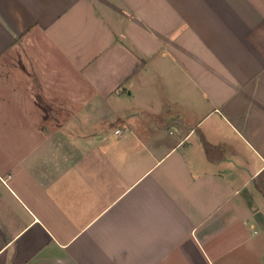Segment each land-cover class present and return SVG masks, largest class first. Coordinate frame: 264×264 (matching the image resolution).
I'll return each mask as SVG.
<instances>
[{
	"label": "crops",
	"instance_id": "obj_1",
	"mask_svg": "<svg viewBox=\"0 0 264 264\" xmlns=\"http://www.w3.org/2000/svg\"><path fill=\"white\" fill-rule=\"evenodd\" d=\"M19 121L0 264H264V0H0Z\"/></svg>",
	"mask_w": 264,
	"mask_h": 264
},
{
	"label": "rangeland",
	"instance_id": "obj_2",
	"mask_svg": "<svg viewBox=\"0 0 264 264\" xmlns=\"http://www.w3.org/2000/svg\"><path fill=\"white\" fill-rule=\"evenodd\" d=\"M58 65H59V67H61L62 69L63 68H66V67H68V61H65V60H59L58 61V63H57ZM77 81H78V83H80V84H83V85H85V78L84 77H82V76H78L77 77ZM85 93H87V92H85ZM99 99V97H94V102H97V100ZM116 99V100H115ZM108 102H115V101H117V95H113V96H111L108 100H107ZM126 105H128L129 106V103H125ZM121 107L123 106V107H125V105L122 103L121 105H120ZM116 108V107H115ZM117 109H113V108H111L110 109V113L108 114L110 117H112L113 115H114V111H116ZM118 110H120V108H118ZM135 110H132V109H130V110H127V114H130V113H135L134 112ZM129 112V113H128ZM20 114H21V109L20 108H14V115H16V116H20ZM8 128H12V130L11 131H13V132H15V133H20L21 131H22V124H21V122L19 121V122H13V123H11V124H1L0 125V131H6V129H8ZM108 129H110V126L108 125V127H107Z\"/></svg>",
	"mask_w": 264,
	"mask_h": 264
},
{
	"label": "trees",
	"instance_id": "obj_3",
	"mask_svg": "<svg viewBox=\"0 0 264 264\" xmlns=\"http://www.w3.org/2000/svg\"><path fill=\"white\" fill-rule=\"evenodd\" d=\"M205 146H206V149L208 151V153H212V150H213V146L211 144H209L208 142L205 141Z\"/></svg>",
	"mask_w": 264,
	"mask_h": 264
},
{
	"label": "built area",
	"instance_id": "obj_4",
	"mask_svg": "<svg viewBox=\"0 0 264 264\" xmlns=\"http://www.w3.org/2000/svg\"><path fill=\"white\" fill-rule=\"evenodd\" d=\"M116 132H117V133H119V132H120V130H119V129H117V130H116Z\"/></svg>",
	"mask_w": 264,
	"mask_h": 264
}]
</instances>
